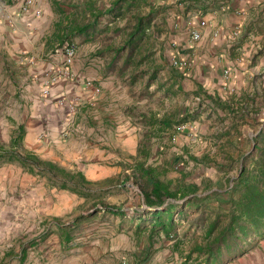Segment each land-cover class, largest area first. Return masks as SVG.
<instances>
[{"label": "crops", "instance_id": "0c3cea01", "mask_svg": "<svg viewBox=\"0 0 264 264\" xmlns=\"http://www.w3.org/2000/svg\"><path fill=\"white\" fill-rule=\"evenodd\" d=\"M23 1L0 0V264H122L123 260L129 264L125 250L135 249L134 237L144 230L137 231L135 223L121 214L101 211L81 213L74 218L85 215L80 220L65 224L62 221L66 215H74L75 202L78 207L89 199L59 189L47 176L29 172L15 158L10 159V150L31 154L81 170L94 185L119 175L126 178L142 152L138 131L129 127V116L123 112L128 96L122 84L114 82L110 68L114 52L105 46L111 53L109 61L101 56L103 52L96 53L97 29L73 31L66 40L70 33L65 34L64 28L70 24L64 25L63 13L55 8L54 0H33L27 12L20 9ZM175 1L161 34L162 54L168 64L173 54L191 62L188 72L182 74L178 84L174 83L184 94H193L199 88L206 93L229 86L240 88L247 74H256L264 66L262 59L253 57L257 50L264 53V0L170 3ZM36 9H40L39 15ZM201 20L204 26L199 25ZM237 26L240 32L232 38ZM194 31L200 33L198 40L191 39ZM68 41L77 46L71 66L74 77L57 78L50 94L44 96V83L61 65L64 42ZM65 97L77 101L71 123H66V108L57 104L58 98ZM255 102L260 109L251 115L262 121L264 99L256 98ZM18 135V146H11V139ZM252 135L251 128L248 137ZM126 154L133 156L131 163L122 157ZM122 171L127 174L123 176ZM88 217L102 219L114 228H89L87 235H94V240L75 242L77 225ZM188 226L184 236L190 232ZM176 228L168 239L163 232H154L164 248L152 264H264V236L257 233L222 246L216 258L209 260L206 254L193 252L195 245L205 243V226L193 225L192 231L201 232V236L185 250L174 246Z\"/></svg>", "mask_w": 264, "mask_h": 264}, {"label": "rangeland", "instance_id": "374dc122", "mask_svg": "<svg viewBox=\"0 0 264 264\" xmlns=\"http://www.w3.org/2000/svg\"><path fill=\"white\" fill-rule=\"evenodd\" d=\"M85 1L59 0V2L65 4L80 5L76 8L68 9L62 14L64 25H68L71 20L79 21L81 24L88 21L87 13L83 11L81 6ZM171 1L147 0V2L151 3L150 6L140 2L138 6L136 4L131 6L128 10L124 11L122 16L114 20H112L111 16L101 17L100 23L96 27V36H99L96 39L98 45V52L96 53L100 54L103 52L101 56H104L106 61L111 60V53L105 50V46L108 49H115L124 43L130 25L135 22V15H144L152 7L164 9L163 12L155 16L151 23V28L146 32L144 41L133 50L130 54V59L126 61L129 53L128 49H125L110 66L114 72V82L122 84L121 87L125 89L128 96L129 101L125 104L123 112L129 116V127H135L138 131V144L143 150L140 152L139 158L145 160L147 164L152 165L155 168V173L162 180H171L173 183H176L180 180L182 172H188L184 181L201 184L204 180L209 179L213 183L214 188L222 189L224 184H226L225 179L227 177H234L237 169L235 165L232 167L228 166L226 153H232L235 158L237 157L238 150H246L249 147L248 133L251 127L244 123H238L237 128H231L229 142L225 144V138L218 139L216 136L221 133L223 126L231 124L230 119L225 118L221 120L224 117V112L217 108L214 102L206 99V92L201 91L200 95H195L176 91V86L172 84L173 80L171 77L175 75L179 76L180 81L182 74L169 66L168 60L162 54L164 40L161 39V34L164 32L166 26V15L170 12V8L174 10V6L172 7L171 5L177 4L176 1L170 3ZM93 2L98 8L106 9L112 0H93ZM177 9L179 10V7ZM66 42H64V45ZM68 43H73L77 47L74 42L68 41ZM160 50L161 55L159 54ZM147 52H152V54L148 59L140 62V58ZM258 55L259 57H257ZM253 57L259 60L262 59L264 63V53H259V50L254 53ZM153 68H158V71L156 77L150 80L149 70ZM263 69L264 66L256 74H247L244 78V84L240 88L229 86L207 94L219 96L224 100L231 96L236 97L242 93H248L254 96V99L257 98V101H261V99H264ZM132 76L135 78H132ZM255 76H257L256 79H254ZM172 91L176 92L172 93ZM114 92L118 95L120 94V90H115ZM212 110H215V112H212ZM187 113L194 117L191 116L189 120L179 122ZM118 114L121 115V113ZM149 117L156 119L167 117L174 124L169 129L161 128L160 126L152 128L147 124ZM145 150L148 152V155L145 154ZM205 152L214 157L215 163L195 165L187 158L188 154L199 156ZM122 157L124 159L128 158L127 163H131L134 159L129 154ZM218 165H225V167L220 169ZM124 174L126 175L127 171H122L123 176ZM92 187L94 189H105V193L102 194L101 199L106 205L123 207L130 212L148 209L139 185L131 178H124L119 175L114 178L112 177V179L98 181ZM135 188L139 189L140 193H137ZM205 193L206 191L201 186L199 194L203 195ZM174 200L179 201L180 198ZM90 208L91 201L81 202L78 207L75 202L74 215H66V218L62 222L71 225L75 216L87 213L91 210ZM196 217V214H188L186 218L188 220L184 219L176 226L177 237L174 238V246H181L185 250L200 238L201 232L192 231L193 225L191 221ZM111 225V223H102V219L85 218L77 225V230L75 231V237L77 238L75 242L82 243L83 241L94 240L92 239L95 237L94 235H91V237L87 235L89 228L93 229V231L96 229L100 231L102 227L107 229L108 227H110L109 229L114 228ZM187 226L190 229V234L188 233L187 236H184L183 232ZM196 226L198 225L196 224ZM144 231V233H139L134 237L136 242L135 249L125 250V256L129 264H152V260L164 248L162 239L156 238V235H153L154 233L149 231V227ZM148 233L150 234L148 235ZM104 238L106 240V237ZM165 239L168 238L165 237ZM147 242L149 245H147ZM177 256L181 257L180 254ZM162 257L164 256L162 255Z\"/></svg>", "mask_w": 264, "mask_h": 264}, {"label": "trees", "instance_id": "16d2710c", "mask_svg": "<svg viewBox=\"0 0 264 264\" xmlns=\"http://www.w3.org/2000/svg\"><path fill=\"white\" fill-rule=\"evenodd\" d=\"M181 1L195 2V0ZM140 2L149 6L151 4L147 0H112L108 8L100 9L95 6L93 0H86L81 6L83 11L87 13L88 21L82 25L75 26L71 20L69 22L70 26L64 28L65 34L70 33L65 38L68 40L74 33L73 31L82 32L90 29L94 32L100 23L101 17L111 16L112 20H114L122 16L124 11L131 6L135 4L138 6ZM52 3L63 14L68 9L80 6L61 3L56 0ZM188 7L190 8V5ZM163 10L159 7H152L146 14L134 16L135 22L130 25L124 43L119 48L111 49L114 52L112 63L125 49H128L129 53L126 61L130 59V54L133 50L144 41L146 32L151 28V23L155 16L163 12ZM57 27L61 28L60 25H57ZM151 54L152 52L144 54L140 58V62L148 59ZM149 71V79L152 80L156 77L158 68H153ZM177 71L184 74L179 70ZM132 78L135 77L132 76ZM171 79L173 80L172 84H178L180 77L175 75ZM176 91H182L180 85L176 86ZM176 91H172V93ZM200 93V88L193 91L195 95H200ZM254 98L248 93H242L236 97L231 96L222 100L219 96L206 93V99L214 102L215 106L224 112V117L221 120L227 118L231 122V124L223 126V130L216 138H225V144H227L231 128H237L238 123L247 124L253 129V135L248 139L250 145L246 150H238L235 158L232 153H226L228 166L232 167L235 165L237 169L234 177L225 179L226 184H224L222 189L214 188L213 183L209 179L204 180L201 184L186 182L184 180L188 172H182L180 180L176 183L171 180H162L155 173V168L147 164L145 160L140 159L139 156L141 154L138 153V158L135 159L126 178H131L139 185L144 202L148 206V209L144 211L130 212L123 207L106 205L101 199L105 191L94 189L92 181L88 180L81 170L69 169L53 161L39 159L31 154H19L16 150L9 151L10 159L15 158L29 172H37L47 176L54 186L59 189L75 193L86 200L89 199L87 201H91V210L88 215L98 211L121 214L127 221L135 223L137 231H142L149 227L151 233L161 231L166 238H169L174 228L184 219L186 220L188 214H191V212L198 213L197 217L191 221V224L205 226L203 235L205 243L204 245H195L193 252L198 255L204 253L210 260L212 257L216 258L222 246H230L231 242L245 239L251 233H257L261 237L264 236V119L258 121L256 116L251 115V113L256 114L260 109L255 104ZM212 112H215V110H212ZM191 116V114L187 113L179 122H185ZM147 122L151 126L157 124L161 128L166 129L171 128L174 124L167 117L162 119L149 117ZM19 139H21L20 135L12 138L11 146H18ZM145 154L148 155L146 150ZM187 158L195 165L215 163L214 157L207 152L199 156L188 154ZM224 167L225 165H218L220 169ZM201 186L206 191L203 195L199 194ZM177 198H180V200L175 201L174 199ZM84 216L76 217L73 222L80 220ZM66 236L69 235L67 234Z\"/></svg>", "mask_w": 264, "mask_h": 264}, {"label": "built area", "instance_id": "2783aa9c", "mask_svg": "<svg viewBox=\"0 0 264 264\" xmlns=\"http://www.w3.org/2000/svg\"><path fill=\"white\" fill-rule=\"evenodd\" d=\"M33 4V0H24L20 6L21 11L27 12L30 10L31 6ZM35 14L39 15L40 14V9L35 10ZM200 26L205 25V21L201 20L199 22ZM240 32L239 27H235V29L232 30L231 37L237 36V34ZM200 37V33L198 31H194L191 33V39L192 40H198ZM172 46H175V42L171 43ZM76 53V47L73 43H66L64 46V51H63V60L61 65L53 70L51 74L48 75L44 87L42 89V95L48 96L50 94V86L51 84L57 79V78H64V79H73L74 74L72 72L71 66L74 61V56ZM190 64L191 62L182 56H179L177 54H173L170 58V65L183 72L186 73L190 69ZM224 73L227 75L228 69L224 71ZM87 85H91V81H87ZM97 91V89H96ZM58 105H63L66 110H67V120L66 123H71L72 122V115L75 112L76 104L77 101L74 100L73 98L68 99V98H58L57 100ZM137 193H140L139 189L135 188ZM125 263V260L122 261V264Z\"/></svg>", "mask_w": 264, "mask_h": 264}]
</instances>
